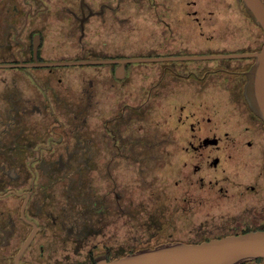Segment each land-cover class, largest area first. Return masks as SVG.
<instances>
[{
  "label": "flooded vegetation",
  "instance_id": "obj_1",
  "mask_svg": "<svg viewBox=\"0 0 264 264\" xmlns=\"http://www.w3.org/2000/svg\"><path fill=\"white\" fill-rule=\"evenodd\" d=\"M224 5L0 0V264L264 231V122L245 98L256 59L236 56L264 33Z\"/></svg>",
  "mask_w": 264,
  "mask_h": 264
},
{
  "label": "water",
  "instance_id": "obj_2",
  "mask_svg": "<svg viewBox=\"0 0 264 264\" xmlns=\"http://www.w3.org/2000/svg\"><path fill=\"white\" fill-rule=\"evenodd\" d=\"M242 2L247 14L264 33V0ZM236 56L256 59L247 73L245 98L251 111L264 122V45L255 53ZM86 63L100 61H72L69 65ZM256 259H262L264 264V231L230 235L198 244L170 242L113 261L100 259L97 264H243Z\"/></svg>",
  "mask_w": 264,
  "mask_h": 264
},
{
  "label": "trees",
  "instance_id": "obj_3",
  "mask_svg": "<svg viewBox=\"0 0 264 264\" xmlns=\"http://www.w3.org/2000/svg\"><path fill=\"white\" fill-rule=\"evenodd\" d=\"M215 2L218 4H223V5L227 3H232L234 5L233 8L228 9V11H226L227 8H225V5L221 7H217L218 13L222 14V18L225 19V21L226 20L241 21V22L244 21V22L249 23V25L253 29L258 28V26L250 18V16L248 17L242 5V0H215ZM258 261L260 262L261 260H258Z\"/></svg>",
  "mask_w": 264,
  "mask_h": 264
},
{
  "label": "rangeland",
  "instance_id": "obj_4",
  "mask_svg": "<svg viewBox=\"0 0 264 264\" xmlns=\"http://www.w3.org/2000/svg\"><path fill=\"white\" fill-rule=\"evenodd\" d=\"M255 28V27H254ZM255 30L256 29H250V31H249V34L250 35H252V34H254L255 33ZM258 30V29H257ZM230 34H231V32H230ZM123 49H125V47H124V42H123ZM169 63H175V62H169ZM181 63H185V65L186 66H197V65H201V64H203V62H198V61H183V62H181ZM157 64H159V65H161L162 64V62H158ZM143 65H145V64H143ZM161 175V172H160V170H153V172H152V177L154 178V179H156V178H158L159 176ZM160 186L157 184V183H154L153 184V191H154V194L155 195H157V193H158V190L160 189L159 188Z\"/></svg>",
  "mask_w": 264,
  "mask_h": 264
}]
</instances>
